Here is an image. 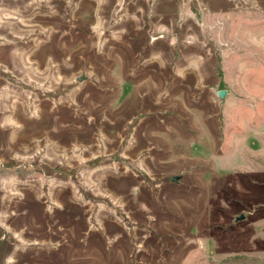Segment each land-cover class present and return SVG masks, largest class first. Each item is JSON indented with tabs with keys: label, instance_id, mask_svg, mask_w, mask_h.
<instances>
[{
	"label": "rangeland",
	"instance_id": "1",
	"mask_svg": "<svg viewBox=\"0 0 264 264\" xmlns=\"http://www.w3.org/2000/svg\"><path fill=\"white\" fill-rule=\"evenodd\" d=\"M0 264H264V0H0Z\"/></svg>",
	"mask_w": 264,
	"mask_h": 264
},
{
	"label": "water",
	"instance_id": "2",
	"mask_svg": "<svg viewBox=\"0 0 264 264\" xmlns=\"http://www.w3.org/2000/svg\"><path fill=\"white\" fill-rule=\"evenodd\" d=\"M78 81H84V76H80V77H78ZM218 95H219V97H220L221 99H224V98H225V95H226V92H225L224 90H221V91L218 92ZM172 181H173V182H177V181H178V177H177V176H174V177L172 178ZM244 218H245V216L240 215V216L237 218V220H242V219H244Z\"/></svg>",
	"mask_w": 264,
	"mask_h": 264
}]
</instances>
